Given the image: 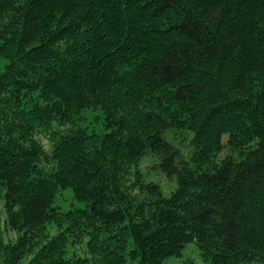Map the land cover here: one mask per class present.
<instances>
[{
    "label": "trees",
    "instance_id": "16d2710c",
    "mask_svg": "<svg viewBox=\"0 0 264 264\" xmlns=\"http://www.w3.org/2000/svg\"><path fill=\"white\" fill-rule=\"evenodd\" d=\"M0 201V264H264V0H0Z\"/></svg>",
    "mask_w": 264,
    "mask_h": 264
},
{
    "label": "rangeland",
    "instance_id": "374dc122",
    "mask_svg": "<svg viewBox=\"0 0 264 264\" xmlns=\"http://www.w3.org/2000/svg\"><path fill=\"white\" fill-rule=\"evenodd\" d=\"M96 126L99 127L98 124L102 123V120L95 121ZM93 123V125L95 124ZM97 127V128H98ZM145 166L144 171L146 173L150 174V178H152L155 181H159L162 185L165 193L168 195L170 194L171 190V183L168 177H166L163 174L153 172V174L149 171V168H146ZM63 196L61 195L58 200L56 201L55 205L60 206L63 210H70L75 208H85V203L80 202L74 198L73 190L68 189L62 192ZM3 203L0 201V219H3L4 212H3ZM55 232V229L53 230V233ZM15 236V235H12ZM165 264H210L209 262H206L200 255V250L196 243H190L188 246L184 249L183 255L181 258H169L165 261ZM249 264H263L262 262H255V263H249Z\"/></svg>",
    "mask_w": 264,
    "mask_h": 264
}]
</instances>
